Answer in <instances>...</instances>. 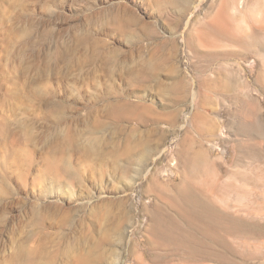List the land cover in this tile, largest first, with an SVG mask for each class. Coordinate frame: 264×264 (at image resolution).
<instances>
[{
	"label": "rangeland",
	"instance_id": "rangeland-1",
	"mask_svg": "<svg viewBox=\"0 0 264 264\" xmlns=\"http://www.w3.org/2000/svg\"><path fill=\"white\" fill-rule=\"evenodd\" d=\"M153 181L264 225V0H0V264H221Z\"/></svg>",
	"mask_w": 264,
	"mask_h": 264
},
{
	"label": "bare ground",
	"instance_id": "bare-ground-1",
	"mask_svg": "<svg viewBox=\"0 0 264 264\" xmlns=\"http://www.w3.org/2000/svg\"><path fill=\"white\" fill-rule=\"evenodd\" d=\"M200 33L201 40H208L213 37L215 32L212 28L211 30L201 29ZM186 150L185 148L181 150L182 156H184ZM182 162L185 167H188L192 161H188V158H183ZM51 167L57 170V164H52ZM189 181V178L183 180L182 183L185 189L189 185ZM149 190L156 192L158 198L168 204L172 210L174 209L173 211H176L183 219L187 214L190 217V225L193 229L197 230V227H195L196 224L199 227L201 225L198 233L202 238L193 237L189 240L186 236L183 222L178 223L177 219L169 216L162 205L155 203L153 206V212L151 214V235L162 238L167 243L173 242L177 246V249L187 254L188 257H200L221 264H245L247 259L243 256L247 249L264 243V225L255 224L247 216L219 211L215 207L208 208L205 214L197 211L194 215V212L189 213L187 210L191 198L186 196H169L167 188L161 186L156 181L152 182ZM187 190H189V187H187ZM196 207L199 208L198 206ZM193 219L199 223H196ZM234 248L242 256L244 261L238 262V260L230 257L229 254ZM238 253L235 254L236 257L239 256ZM88 261L89 259L83 258L81 264H87Z\"/></svg>",
	"mask_w": 264,
	"mask_h": 264
}]
</instances>
